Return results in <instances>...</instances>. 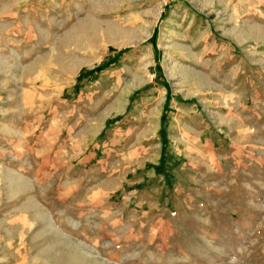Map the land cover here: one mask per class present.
Instances as JSON below:
<instances>
[{
    "label": "rangeland",
    "instance_id": "obj_1",
    "mask_svg": "<svg viewBox=\"0 0 264 264\" xmlns=\"http://www.w3.org/2000/svg\"><path fill=\"white\" fill-rule=\"evenodd\" d=\"M0 264H264V0H0Z\"/></svg>",
    "mask_w": 264,
    "mask_h": 264
}]
</instances>
